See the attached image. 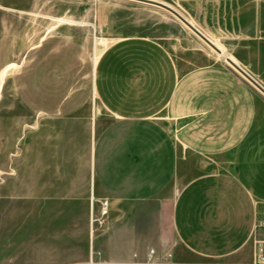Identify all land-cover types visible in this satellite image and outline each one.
Here are the masks:
<instances>
[{"label":"crops","instance_id":"1","mask_svg":"<svg viewBox=\"0 0 264 264\" xmlns=\"http://www.w3.org/2000/svg\"><path fill=\"white\" fill-rule=\"evenodd\" d=\"M245 80L209 54L182 64L149 36L104 50L94 95L68 84L42 92L31 72L15 175L47 214L68 219L78 249L64 260L130 262L153 250L177 264H250L264 221V94ZM171 199L175 247L163 224Z\"/></svg>","mask_w":264,"mask_h":264},{"label":"rangeland","instance_id":"2","mask_svg":"<svg viewBox=\"0 0 264 264\" xmlns=\"http://www.w3.org/2000/svg\"><path fill=\"white\" fill-rule=\"evenodd\" d=\"M155 1L177 10L222 54L169 11L148 2L0 0V264L128 263L64 260L70 249H78L77 239L65 236L68 219L47 214L44 205L29 197L28 177L15 175V150L19 152L25 132L20 123L28 120L31 72L42 92L62 87L65 92L68 84L71 93L94 95V70L104 50L117 38L149 36L166 43L182 64L209 54L245 80L226 61L233 57L264 87V0ZM25 168L18 166L19 171ZM173 200L163 213L170 247L176 246L170 228ZM106 216L94 219V228Z\"/></svg>","mask_w":264,"mask_h":264},{"label":"built area","instance_id":"3","mask_svg":"<svg viewBox=\"0 0 264 264\" xmlns=\"http://www.w3.org/2000/svg\"><path fill=\"white\" fill-rule=\"evenodd\" d=\"M107 215V202L103 203V208L101 211V217L103 218ZM104 221L99 220L102 224ZM127 264H176L174 261L170 260L169 257L160 260L155 257L153 250L149 252L147 259L138 260L134 259ZM250 264H264V221H258L255 226V234L253 236V259Z\"/></svg>","mask_w":264,"mask_h":264},{"label":"water","instance_id":"4","mask_svg":"<svg viewBox=\"0 0 264 264\" xmlns=\"http://www.w3.org/2000/svg\"><path fill=\"white\" fill-rule=\"evenodd\" d=\"M142 2H148L150 4L159 6L167 11H169L171 14H173L175 17H177L184 25H186L193 33H195L201 40H203L206 44H208L214 51H216L218 54H222V51L218 49L214 43L206 36L204 35L197 27H195L187 18H185L182 14H180L177 10L172 8L171 6L158 2L155 0H138ZM226 61L237 71L239 72L245 79H247L252 85H254L259 91H261L264 94V87L259 84L253 77H251L242 67L237 65L236 63L231 60V58L227 57Z\"/></svg>","mask_w":264,"mask_h":264},{"label":"bare ground","instance_id":"5","mask_svg":"<svg viewBox=\"0 0 264 264\" xmlns=\"http://www.w3.org/2000/svg\"><path fill=\"white\" fill-rule=\"evenodd\" d=\"M208 45V44H207ZM215 45V44H214ZM209 46V45H208ZM216 46V45H215ZM210 47V46H209ZM217 47V46H216ZM218 48V47H217ZM219 49V48H218ZM221 50V49H220ZM227 58V57H226ZM231 58V57H230ZM234 59V58H233ZM232 60V59H231ZM236 60V59H235ZM234 63H236L235 61H233ZM237 64V63H236ZM238 65V64H237ZM8 69V68H7ZM3 72V71H2ZM3 76V75H2Z\"/></svg>","mask_w":264,"mask_h":264}]
</instances>
